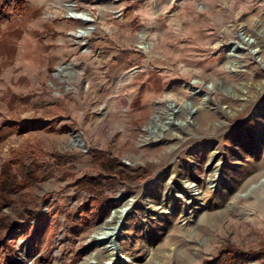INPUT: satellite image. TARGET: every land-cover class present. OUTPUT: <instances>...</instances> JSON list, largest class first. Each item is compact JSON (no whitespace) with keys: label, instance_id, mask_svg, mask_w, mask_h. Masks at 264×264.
I'll return each mask as SVG.
<instances>
[{"label":"rangeland","instance_id":"rangeland-1","mask_svg":"<svg viewBox=\"0 0 264 264\" xmlns=\"http://www.w3.org/2000/svg\"><path fill=\"white\" fill-rule=\"evenodd\" d=\"M70 2L0 0L2 76L17 23L36 78L0 112V264H105L94 232L128 194L114 264H264V0H75L90 25ZM240 30L258 57L229 55Z\"/></svg>","mask_w":264,"mask_h":264},{"label":"bare ground","instance_id":"bare-ground-1","mask_svg":"<svg viewBox=\"0 0 264 264\" xmlns=\"http://www.w3.org/2000/svg\"><path fill=\"white\" fill-rule=\"evenodd\" d=\"M81 1H86V0H81ZM97 3H109L111 1H116V0H94ZM74 6H75V0H71V2L69 4L66 5L68 12H67V16L69 14H71L74 19H77L79 21H81V23H84L85 25H90L91 22L93 21V19L91 18V16L87 13V12H76L74 11ZM92 26L87 27V31L83 30L81 31L80 29H78V34L77 31L75 32V35L78 38H84L85 36L88 35V31L90 32L91 30H89V28ZM241 34L243 37V40H240V42H236L233 45H230V49H229V55H236L237 53L239 54L238 50L242 49L244 50V48L246 45H251L247 50H248V56L250 58H254L257 53L260 52V48L257 47L256 45H253L256 41L255 39L251 38L250 36H248L247 34H245L244 32H242L240 30ZM241 50V51H242ZM243 53V52H242ZM258 57V56H257ZM193 90L195 91L196 89L193 88ZM190 95H200V92L197 93H192L189 92ZM203 101H205V98L202 96ZM206 100H208V96L206 97ZM260 113L264 114V107H256L255 112L253 113V116H258ZM219 152V151H218ZM216 151H213L211 155H213V160L211 161L210 164V184L212 186H214L215 188L220 187V183H221V179L222 177L220 176V168H221V160H220V156L219 153ZM175 174H169L168 175V179H172L174 178ZM163 176V174H159L156 177H153L145 182H143L141 184L143 191H145L147 188H151L154 187L157 184H160V179ZM187 181V180H186ZM172 182V181H171ZM169 182L166 183V186L168 185ZM171 187V186H169ZM182 190L181 192L186 193V192H190L188 194L189 196V203L191 204H195V202H197L198 200L201 199L202 196H199L198 192H196V189L194 188V185L192 184H185V182H182L181 184ZM192 192V193H191ZM120 199H124L125 203L124 206H126L127 208H120V210L114 209L111 211L110 215L105 218L102 222L101 225L99 226V228L97 229L96 232H94V236L93 239L98 241V243H100L103 247V249L106 252V256H107V262L105 264H114V260L116 261V259H118V251L114 245V240H115V235L119 232L122 231L121 224L124 223V220H126L127 218H132L131 216V208L134 206V204L136 203L137 200H139V198H137V196H133V194H128V195H124L119 197ZM173 200H170L169 202L171 203ZM162 208V207H161ZM127 209V210H126ZM162 210L158 212V214H162Z\"/></svg>","mask_w":264,"mask_h":264},{"label":"crops","instance_id":"crops-1","mask_svg":"<svg viewBox=\"0 0 264 264\" xmlns=\"http://www.w3.org/2000/svg\"><path fill=\"white\" fill-rule=\"evenodd\" d=\"M63 30L65 31V26H62ZM10 30L5 34L6 41L9 46V53H11V61L7 63L6 66H10V74L7 76L6 79L2 76V70L0 69V112L4 111V108L6 111L9 112H18L19 111V100L21 98L20 91L23 90L24 85L27 86L31 84V86L36 85V78L34 80L24 82L25 76H24V67L20 66L19 64V29L17 23H11V26L9 28ZM63 33V32H62ZM30 39H34L38 35L35 31H32L29 33ZM37 34V35H36ZM61 33L54 32L51 36L53 39L57 38ZM32 39V40H33ZM2 41V40H1ZM34 41V40H33ZM32 47H35L34 42H32ZM30 51V50H29ZM35 51V50H33ZM0 58L3 59L2 56V50H0ZM2 64H0L1 66ZM27 75L31 78L41 75L42 69L44 68H36L34 65H30L27 67ZM45 71V70H44ZM29 73V74H28ZM41 78L38 76V79ZM31 90L32 89H28ZM31 93V92H30ZM27 98L30 99L31 95L27 94Z\"/></svg>","mask_w":264,"mask_h":264},{"label":"water","instance_id":"water-1","mask_svg":"<svg viewBox=\"0 0 264 264\" xmlns=\"http://www.w3.org/2000/svg\"><path fill=\"white\" fill-rule=\"evenodd\" d=\"M68 17L72 18L73 16L71 14L68 15ZM93 27H90L89 30H92Z\"/></svg>","mask_w":264,"mask_h":264}]
</instances>
